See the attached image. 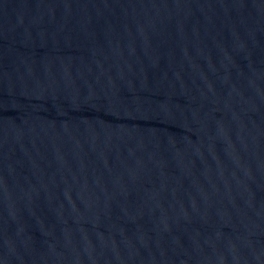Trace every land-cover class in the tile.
<instances>
[{"label": "water", "instance_id": "water-1", "mask_svg": "<svg viewBox=\"0 0 264 264\" xmlns=\"http://www.w3.org/2000/svg\"><path fill=\"white\" fill-rule=\"evenodd\" d=\"M0 264H264V0H0Z\"/></svg>", "mask_w": 264, "mask_h": 264}]
</instances>
